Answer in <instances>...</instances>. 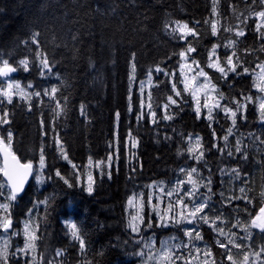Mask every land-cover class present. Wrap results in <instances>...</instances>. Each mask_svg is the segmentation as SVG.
I'll list each match as a JSON object with an SVG mask.
<instances>
[{
	"label": "trees",
	"instance_id": "16d2710c",
	"mask_svg": "<svg viewBox=\"0 0 264 264\" xmlns=\"http://www.w3.org/2000/svg\"><path fill=\"white\" fill-rule=\"evenodd\" d=\"M247 3L251 5V0H247ZM217 5L218 15H213L212 0H136L134 4L131 0H0V56L18 65L20 59L29 55L22 41L38 30L50 58L57 61L53 71L59 73L61 80L42 79L35 67L29 72L19 69L12 74V78L20 81L23 87L31 82L37 90L63 82L60 91L68 97L69 104L66 114L57 118L56 130L63 138L70 159L83 171L81 184L78 185L71 165L61 159L53 147L47 149V170L59 168L73 187L69 188L59 179L46 181L43 185H38L34 178L31 179L12 210L13 227L20 234L11 236L10 251L23 245L22 222L28 219V209L37 200L51 196L53 200L47 206V215L41 206L39 218L34 221L39 225L36 233L39 237L36 241L38 258L39 253L43 252L46 260L51 259L56 249H64L68 264H77L80 259L77 254L78 245L72 247L75 242L66 235L65 227L68 221H72L77 223L85 237L88 258L93 264H138L139 258L134 255L140 247L135 243L138 237L130 234L127 227L129 216L125 211L130 193L134 189H145L156 180L173 178L176 171L185 165L197 166L202 175H207L203 162L196 165L190 159L185 151L183 137L187 134L202 136L204 159L213 171L225 165L236 166L237 160H221L216 149L207 150L213 142L223 145L222 140H213L212 128H215L217 137H221L230 120L223 119L224 114L220 112L219 122H215L217 125L212 124L210 128L208 120L196 118L191 95L182 93V98L175 97L171 93L168 78L163 73L155 72L157 66L168 71L175 70L177 75L172 82L179 89L183 88L178 72V56L173 53L184 45L166 34V24L173 26L174 22L179 21L196 28L197 37H188V40L194 41L197 52L192 55L202 66L206 63V49L217 39L233 35L225 32L224 27L237 24L244 27L241 21L248 9L243 0H217ZM232 5H238L235 14ZM253 7L259 10L258 7ZM213 20L218 21L217 37L211 35L210 23H206ZM252 28L253 23L249 20L248 34L240 38L245 43L237 45V49L245 66L255 69L257 59L264 61V51L258 49L260 42L250 30ZM74 36L76 39H73ZM53 39L55 45L52 43ZM248 47H256L257 50L246 55L244 49ZM219 51L223 53L224 49ZM133 53L136 65L134 73L131 62ZM150 70L152 82L143 91L145 110L149 102L148 96L151 95L150 102L158 117L155 124L147 117L139 121L136 119L141 95L139 85L148 78ZM207 70L217 89L225 97L239 98L241 92H245L255 98L257 92L253 75L237 77L229 74L228 80H223L217 79L220 73ZM133 76L134 82L130 83ZM229 81L232 82L231 87ZM169 94L178 100L179 107H171L173 119L163 120V105ZM31 103L32 110L28 111L27 103L14 97L13 105L8 108L12 119L10 127L15 133L13 151L22 162L32 161L36 167L41 143V113L46 122H50L52 117L38 98L34 97ZM223 103H227V100ZM81 105H84L86 116L80 113ZM117 112L120 113L118 125L115 115ZM247 117L246 123L238 121L240 131L244 133L256 129L258 113L254 104L248 106ZM129 132L138 143L136 148H130L129 145L126 150L125 141ZM117 133L120 141L119 159L113 164L111 179L107 175H101L102 170L107 171L106 164L100 168L94 165L91 168L95 178L94 191L89 195L85 183L88 159L91 157L94 162L106 161L113 152L109 144L115 141ZM166 136L171 139H165ZM260 147L264 145L255 143L247 146L249 162L244 170L250 171L247 186L250 188L248 195L252 198V203L234 200L231 207H224L225 223L229 219L228 225L224 226L226 229L236 223L237 219L245 225L264 205V197L261 196V192H264V169L252 163L264 155L258 151ZM133 168L136 169L135 172L132 171ZM217 176L218 173L213 177L212 188L216 193L213 204L216 209H220L221 187ZM0 180H3L2 176ZM228 186L234 188L231 183L223 185L226 195L229 194ZM235 192L239 194L238 191ZM231 230L237 231L234 228ZM145 232L142 229L141 234L144 236ZM202 234L204 242L212 247L217 264H228L221 255L223 249L215 245V234L207 225L202 226ZM259 240L260 245L264 244L262 237Z\"/></svg>",
	"mask_w": 264,
	"mask_h": 264
},
{
	"label": "snow or ice",
	"instance_id": "6c2138e0",
	"mask_svg": "<svg viewBox=\"0 0 264 264\" xmlns=\"http://www.w3.org/2000/svg\"><path fill=\"white\" fill-rule=\"evenodd\" d=\"M135 2L136 0H131V3L134 4ZM243 3L248 9L247 15L241 21L244 27H240L239 24L224 27L225 32L233 35L217 39L210 48L206 49L205 66H201L200 61L192 55L197 52V48L194 46L193 40H188V37H197L196 28L189 27L188 23L179 21L174 22V27L170 24L165 25L166 34L177 42H183L184 45L178 52L173 53L178 56L180 83L183 84V88L179 89L177 84L172 82L177 75L175 70L168 71L157 66L155 72L157 74L163 73V76L168 78L169 82H171V93H174L175 97L182 98V93H190L192 95L195 102L194 112L196 118L200 119L203 115V118L209 121L208 126L210 128H212L213 122H219L220 112L224 114L223 119L231 121V124L227 126L221 137H217L215 128H212L213 140H222L223 145L213 142L207 150L216 149L219 153V159L231 158L237 160V164L235 167H218L216 171H213L207 160L204 159L205 150H203L201 137L199 135H188V141L194 142V144L190 143L187 148L190 159L196 165L203 162L204 167L207 168V175H202L201 169L197 166L185 165L178 169L177 179L171 186H165L163 182L159 184L153 182L147 185L146 187L151 190L147 201H145L143 193H133L126 201L125 211L129 216L127 227L131 235L138 237L135 243L140 247L134 255L139 258L140 264H193V261H196L197 264H217L212 247L204 242L202 235L203 225H207L215 233V245L223 249L221 255L228 264H264V244L260 245L259 250H255L251 244L239 242L252 240L253 234L249 230L250 228L259 229L261 233H264V207L259 209V212L251 218L248 225L241 224L239 219H237L236 223L231 224L230 228L226 229L221 226L226 219L223 213L224 207H231L234 200H244L246 204L252 203V198L248 195L250 188L247 186L249 184V173L244 170L249 162V153L245 142L252 140L254 144L264 145V95L254 98L251 94L241 92L239 98H227L212 83V78L206 71L207 68L220 73L217 79L223 80H228L229 74H234L237 77L244 74L253 75L254 86L259 93L264 94V61L257 59L255 69H259V71L256 72L255 69L245 66V61L238 55L237 49V45L245 43L240 38L247 36L248 21L251 20L253 28L250 30L255 33L256 40L260 42L258 49L264 51V0H251V5L247 3V0H243ZM253 6L258 7L259 10H255ZM217 7V0H212L211 11L213 15H218ZM237 7L238 5H232L233 14H235ZM241 15L244 14L241 13ZM196 23L198 24L199 21ZM206 23H210L211 35L217 37L219 31L218 21H206ZM40 35L37 30L32 32L28 39L22 41L29 55L20 59L18 65L10 63L9 59L0 56V156H2L0 176L3 177V180H0V231L4 234L10 233L11 236L20 234L14 230L12 210L15 208L18 198L24 192L25 185L30 177H33L38 185H43L46 181L59 179L69 188L73 187L72 183L59 168L47 170V149L49 147H53L59 157L75 170L78 185L81 184V176L83 174L81 168L70 159L64 146L63 138L56 130V120L66 114L69 104L68 97L60 91L63 82L61 81V84H50L37 90L31 82L22 87L20 82L10 79L11 74L19 69L29 72L35 67L40 78L61 80L59 73L53 71L57 61L54 58H50V53L45 43L41 41ZM73 39H76V37L74 36ZM52 43L55 45V39H53ZM221 48L224 49L223 53L219 51ZM256 50V47H248L244 49V53L251 55ZM134 61L135 53L131 56L133 73L136 67ZM131 82H134V76ZM147 82L149 84L152 82L151 70L148 73ZM231 84L232 82L229 81V87H231ZM139 86L141 95L136 119L139 121L147 117L155 124L158 122V117L150 102L151 95L149 94L148 96L149 102L147 103V110H145L144 82L141 81ZM27 89H32V91ZM201 95H203L202 104ZM14 97H19L20 101L27 103L28 111L32 110L33 105L31 102L33 98H38L39 103L45 105L51 113L50 122H46L43 118V113H41L42 118L39 122L41 143L39 145L38 166L36 167H34L32 161L22 163L21 158L13 151L15 133L10 127L12 119L11 110L8 106L13 105ZM44 98H47V100L45 101ZM225 100H227V103H223ZM250 104L255 105L258 113L257 122L261 125V128L258 131L244 133L240 131L238 121L247 122V111ZM172 106L179 107V103L173 95L169 94L166 103L163 105L164 115L161 117L163 120L173 119ZM131 110L130 107L129 111ZM80 113L82 116L87 115L84 105L80 106ZM115 115L118 125L120 113L117 112ZM46 137L48 139H45ZM230 138L234 139V146ZM165 139H171V137L166 136ZM49 140L51 141L50 144ZM119 143L117 133L115 141L109 144L113 152L108 155L106 161L94 162L89 157L85 166V170H87L86 191L89 195L93 193L95 184L91 168L94 163L96 168L106 164L107 171L102 170L101 175H107L111 179L113 164L115 160L119 159ZM137 143L138 141L129 132V137L125 141L126 150L129 145L130 148H136ZM258 151L264 153V147L258 148ZM252 163L260 169H264V155H262L260 160H254ZM132 171L135 172L136 169L133 168ZM217 173H219L220 184L233 183L239 185V194L233 191L231 195H226L223 189L220 190V209H216L215 204L211 203L213 196L216 195L213 192L212 185L213 177ZM225 177L228 178L227 181L224 179ZM185 185H190V187L185 188ZM201 188L205 189V192H201ZM153 193H159L155 204H153ZM261 196L264 197V192H261ZM163 197H167V200L163 199ZM52 200L53 197L51 196L46 197L44 200H37L28 209L26 213L28 219L24 221L23 226L22 246L10 251L12 249L10 237L3 239V246H0V264H12V262L21 264V261H23V264H68L64 249H56L53 257L47 260L43 252L39 253V258L36 255V241L39 239L36 233L39 225L35 224L34 221L39 218L41 206L44 207L45 215H47L46 209L52 203ZM162 204L164 205L163 208H161ZM146 205L151 206L152 212L155 213V220L149 216L147 221H145L144 209ZM213 212H215V215H211ZM172 226H176L182 231L186 239L174 244L172 241L176 240L177 237L170 236L168 240L161 241L159 247H156L152 237H145L141 234L142 229L147 231L153 229V227L166 229ZM65 227L66 235L70 237L71 241L75 242L72 247L78 245L77 254L80 259L77 264H93V261L88 258V246L77 223L68 221ZM231 228H239L245 235L238 237L236 232L231 231ZM233 249L239 251L233 253ZM244 249L250 250L245 251ZM184 250H187L186 253ZM201 255L204 257L203 260L199 259Z\"/></svg>",
	"mask_w": 264,
	"mask_h": 264
},
{
	"label": "rangeland",
	"instance_id": "374dc122",
	"mask_svg": "<svg viewBox=\"0 0 264 264\" xmlns=\"http://www.w3.org/2000/svg\"><path fill=\"white\" fill-rule=\"evenodd\" d=\"M174 26H175V23H174L173 27H174ZM201 66H202V65H201ZM206 71L208 72L207 69H206ZM258 71H259V69L256 70V72H258ZM178 72H179V70H178ZM208 73H209V72H208ZM12 74H13V73H12ZM12 74H11V76H10V79L16 80V79L12 78ZM209 75H210V74H209ZM180 79H181V77H180ZM16 81H18V80H16ZM147 81H148V78H147L145 81H143V82H144V87H149V86L151 85V84H149ZM18 82H20V81H18ZM212 83H214V82L212 81ZM214 84H215V83H214ZM22 87H23V86H22ZM255 90H256V92H257V94L255 95V97L260 96V95H264V94H262V93H259V92L257 91L256 87H255ZM189 94H190V93H189ZM190 95H191V94H190ZM191 98H192V100H193L192 95H191ZM200 100H201V104H202V103H203V95H201ZM193 102H194V100H193ZM194 107H195V102H194ZM205 111H206V110H205ZM214 113H215V112H214ZM202 117H203V115H202ZM212 124L215 125V126L217 125V123H215V122H213ZM230 124H231V121L229 122V125H230ZM256 125H257V126H256L255 131H258V130L261 128V125H259L258 122H257ZM188 135H189V134H187V135H185V136L183 137V139H184V141H185V143H186L185 151H186L187 153H188L187 148L189 147V144H190V143L194 144V142H190V141H188V139H187ZM192 135H193V136L199 135V137H201V143H202V136H201L200 134H192ZM230 139L232 140V144H233V146H234V143H235L234 139H232V138H230ZM245 143H246L247 146H249L250 144H254V143L252 142V140H247ZM202 145H203V144H202ZM233 150H234V147H233ZM188 154H189V153H188ZM189 157H190V154H189ZM230 159H231V158H230ZM94 165H95V163H94ZM225 166H226V165H225ZM182 167H183V166H182ZM222 167H224V166H222ZM180 168H181V167H180ZM180 168H179V169H180ZM177 172H178V170L176 171V173H175V175H174L173 178H169V179H167V180H156V181H154V182L157 183V184L163 182V184H164L165 186H171V184L177 179ZM246 172H250V171L248 170V171H246ZM91 173H92V172H91ZM201 174H202V173H201ZM92 175H93V173H92ZM93 176H94V175H93ZM217 177H218V185H219V187H221V189L224 190L223 185L219 183V173H218V176H217ZM224 179H228V178L225 177ZM152 183H153V182H152ZM152 183H150V184H152ZM150 184H149V185H150ZM231 184H232V186H233L234 188L228 186V189H229V194H228V195H231L233 191H238V187H239V186H237V185H235V184H233V183H231ZM224 185H226V184H224ZM184 187H185V188H188V187H190V185H185ZM200 191H201V192H205V189L201 188ZM150 192H151V190H150L148 187H146L145 189H134V190L130 193V196H131L133 193H143V194H144L145 201H147V198H148ZM224 192L227 193L225 190H224ZM158 195H159V193H153V204H155V203L157 202L156 197H157ZM130 196H129V197H130ZM163 199L167 200V197H163ZM211 203H213V198H212ZM163 207H164V205L162 204V205H161V208H163ZM130 211H132V210H130ZM211 215H215L214 212L211 213ZM149 216H151L152 219H153V217L156 219V217H155V213L152 212L151 206H147V205H146V207H145V209H144V217H145V219H146V218L148 219ZM25 220H26V219H24L23 222H22V229H23L24 221H25ZM228 223H229V219H228V222H227V223H224V224H222L221 226L224 227L225 225H228ZM248 224H250V221H249V222H245V225H248ZM187 227H191V226H187ZM234 229H237L236 233H237L238 237H242V236L245 235V233H244L243 231H241L239 228H234ZM249 230H250V231L252 232V234H253V236H252V240H251V241H239V242L251 244L253 249H255V250H259V247H260V244H259V241H260V240H259V239H260L261 237H264V234H262V233L259 234L260 232H259L257 229H251V228H250ZM231 231L234 232L233 230H231ZM214 234H215V233H214ZM202 235H203V234H202ZM144 236H145V237H152V238L154 239V241H155L156 247H159L161 241H163V240H168L170 236H175V237H177L176 240H173V241H172V243H174V244L180 243L181 240H185V239H186V238L183 236V232L180 231L176 226H172V227H170V228H166V229H163V228H155V229H153V230H152V229H149V230H147V231L145 232ZM5 237H10V238H11V234H10V233H9V234H4L2 231H0V246H3V239H4ZM13 237H15V236H13ZM203 237H204V236H203ZM214 238H215V236H214ZM263 241H264V239H263ZM197 243H201V242H197ZM201 246H202V244H201ZM244 250L247 251V250H250V249H244ZM184 251H185V253H186L187 250H184ZM237 251H239V250H237V249H233V253H236ZM199 259H200V260H203L204 257L201 255V257H200ZM138 264H140V260H138ZM193 264H197V262H196V261H193Z\"/></svg>",
	"mask_w": 264,
	"mask_h": 264
},
{
	"label": "water",
	"instance_id": "95a60500",
	"mask_svg": "<svg viewBox=\"0 0 264 264\" xmlns=\"http://www.w3.org/2000/svg\"><path fill=\"white\" fill-rule=\"evenodd\" d=\"M1 159H2V156H1ZM21 162H22V161H21ZM22 163H23V162H22ZM31 179H32V177H30L29 180H28V182L26 183V185H25V189H26V187L29 185ZM25 189H24V191H25ZM263 207H264V205H263Z\"/></svg>",
	"mask_w": 264,
	"mask_h": 264
}]
</instances>
